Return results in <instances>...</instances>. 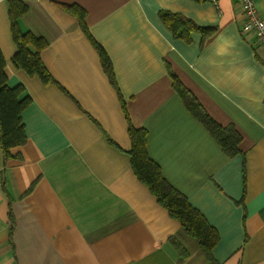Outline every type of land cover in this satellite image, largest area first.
Masks as SVG:
<instances>
[{
  "label": "crops",
  "instance_id": "0c3cea01",
  "mask_svg": "<svg viewBox=\"0 0 264 264\" xmlns=\"http://www.w3.org/2000/svg\"><path fill=\"white\" fill-rule=\"evenodd\" d=\"M21 1L20 29L47 43L40 60L52 81L14 67L0 0L7 85L30 99L17 159L0 151V264H208L132 171L128 123L145 130L164 180L218 233L211 257L264 264V47L241 32L236 0ZM255 2L264 21V0ZM66 8L84 12L86 30ZM162 13L209 31L175 39ZM172 74L208 117L238 132V153L224 154L193 117Z\"/></svg>",
  "mask_w": 264,
  "mask_h": 264
},
{
  "label": "trees",
  "instance_id": "16d2710c",
  "mask_svg": "<svg viewBox=\"0 0 264 264\" xmlns=\"http://www.w3.org/2000/svg\"><path fill=\"white\" fill-rule=\"evenodd\" d=\"M7 6L11 36L16 46V53L11 60L14 67L22 69L29 76L39 77L43 84H49L52 80L40 60V51L46 47L47 43L30 32H22L18 23L19 19L27 13L26 4L21 0H7ZM66 10L76 15L80 26L86 30L84 12L78 8H66ZM160 17L168 29L172 31L174 38L184 42H188L189 34L193 30H201L200 32L202 33L209 31L208 29L196 28L191 21L181 16L162 13ZM97 49L103 70L114 84L109 59L102 49L99 47ZM4 69L5 61L0 51V151L4 160H7L9 158L17 159L18 155H12L11 151L26 143L21 111L26 109L30 99L23 95L24 89L22 85L8 87ZM171 76L173 88L182 98L188 111L204 126L215 142L221 146L224 154L232 157L238 153V145L240 143L238 132L231 126L223 127L208 117L209 115L204 111L193 94L181 84L174 74ZM127 133L131 142L128 154L135 176L148 187L150 193L156 198L158 204L168 212V215L179 222L181 226L180 233L196 242L207 263L220 264L211 257V251L219 241L218 233L208 224L202 214L188 203L184 195L172 188L164 180L159 167L147 154L145 145L147 133L145 130L137 129L131 123H128ZM31 189L32 187L28 191H31ZM170 242L181 258L186 256V251L180 243L173 239Z\"/></svg>",
  "mask_w": 264,
  "mask_h": 264
},
{
  "label": "built area",
  "instance_id": "2783aa9c",
  "mask_svg": "<svg viewBox=\"0 0 264 264\" xmlns=\"http://www.w3.org/2000/svg\"><path fill=\"white\" fill-rule=\"evenodd\" d=\"M219 0H203L217 7ZM237 5L244 16L241 25L243 34L251 35L249 42L254 47H264V21L259 15L255 0H236Z\"/></svg>",
  "mask_w": 264,
  "mask_h": 264
}]
</instances>
